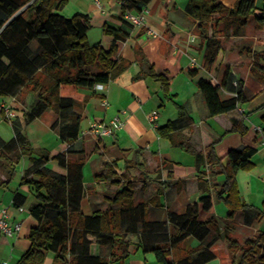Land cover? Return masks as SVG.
I'll return each mask as SVG.
<instances>
[{"label": "trees", "instance_id": "obj_1", "mask_svg": "<svg viewBox=\"0 0 264 264\" xmlns=\"http://www.w3.org/2000/svg\"><path fill=\"white\" fill-rule=\"evenodd\" d=\"M119 1L124 23L119 29L105 27V33L113 36L107 49L101 44L88 42V15L76 13L65 17L58 12L68 0H0V95L17 97L22 89H29L36 94V100L29 110L24 111L27 121L40 117L51 108L58 114L52 127L58 130L60 138L67 141L77 139L82 116L75 110L78 103L75 92L87 88L92 91L91 95L99 96L94 89L95 84H109L131 66V61L118 54L120 43L131 37L134 30L124 14L140 12L151 0ZM186 11L198 21L197 32L206 39L203 67L207 71H211L223 49L221 37L241 35L251 19L255 29L264 28V6L259 8L256 0H237L232 7L221 0H189ZM210 25L212 36H209ZM133 50L135 61L141 65L135 78L151 77L158 81L164 98L171 100L178 111L177 119L169 120L156 130L160 138L194 155L201 190L198 201L189 204L184 213L167 209L165 218L151 220L149 202L136 203L135 181L126 170L118 174V162L114 161L105 164V173L94 175L95 179H115L113 184L117 189L110 200L111 206L85 215L81 208L86 195L82 158L70 161L68 155L73 151L69 147L65 153L54 157L67 168V174L49 170L44 166L48 158H35L28 138L18 126L13 125L14 137L7 142L0 139V151L4 155L12 154L8 157L12 165L7 170L9 181L15 175V166L21 158L25 155L30 157L35 177H24L23 182L30 185L35 195L37 202L30 211L39 222L31 230V245L18 264H44L49 251L54 254V262L61 264H110L115 261L124 264L130 255L132 242L128 235L131 233L138 235V247L145 253L153 252L159 264H205L216 257L211 249L218 239L216 233L220 232V227L214 217L202 220L200 216L212 212L216 201L225 203L231 221L238 211H243L246 224L263 217L264 210L245 202L237 182L240 170L252 168L251 157L255 148L233 149L220 157L215 151V144L220 140L217 138L206 152L198 151L191 136L184 133L194 119L187 108L170 94V79L157 72L141 46L135 45ZM244 51L254 58L251 74L264 83V51L250 48ZM198 70L190 68L188 73L194 77ZM197 86L209 117L225 114L232 121L231 131L247 133L245 114L239 111V106L247 99L229 66L220 84L201 77ZM221 90L232 92L234 96L223 99ZM140 153V149L135 152V161L130 165V161L127 162V168L136 166L144 176L145 163L139 160ZM165 163L171 179L174 177L173 164ZM219 174L225 177L222 185L214 183ZM183 182L182 179L166 180L163 186H182ZM162 193L159 188L150 203H159ZM191 235L201 244L185 249L186 240ZM221 237L228 250L221 257L222 264H264V228L242 243L228 228ZM94 240L110 248V260L91 254Z\"/></svg>", "mask_w": 264, "mask_h": 264}, {"label": "crops", "instance_id": "obj_2", "mask_svg": "<svg viewBox=\"0 0 264 264\" xmlns=\"http://www.w3.org/2000/svg\"><path fill=\"white\" fill-rule=\"evenodd\" d=\"M221 1L232 7L237 0ZM188 2L189 0H151L148 3L150 12L144 24L134 27L131 37L120 43L118 54L131 61V66L109 84H105L104 90L96 91L99 96L91 95L92 91L87 88H80L75 92L78 102L75 110L82 116L77 139L67 141L60 138L58 130L52 127L58 119V114L51 108L40 117L27 121L24 112L27 109L25 105L20 104L22 93L17 96V118L12 123L0 118V139L6 142L11 140L15 135L13 125L18 126L28 138L33 156L38 159L48 158L44 166L49 170L67 174V168L59 164L54 157L65 153L69 147L73 151L68 155L70 161L82 158L86 195L81 208L85 215H91L96 210L103 211L111 206L110 200L117 189V185L113 184L115 179H95L94 175L105 173V164L114 161L118 162L117 172H136L132 176L136 177L140 189L135 193V200L137 204L149 202L151 220L165 218L167 209L184 213L187 206L198 201L201 195L194 155L173 146L169 140L160 138L157 133L158 126L178 118V111L171 100L164 98L158 81L151 77L135 78L141 69V65L135 61V45L142 47L157 72L164 73L170 79V94L178 103L184 105L193 117L194 123L187 127L184 133L191 136L198 151L206 152L217 138L220 140L215 144V151L220 157L233 149L245 146L255 148L251 157L252 168L240 170L237 182L245 202L264 210V83L251 74L250 67L254 58L244 51L248 48L264 51V28L255 29L251 19L241 35L230 34L221 37L223 49L211 71H207L203 67L206 39L197 32L198 21L186 11ZM256 5L263 7L264 0H256ZM76 10L77 13L90 17L88 42L91 45L101 44L108 49L113 36L105 33L104 29H119L123 26L121 2L100 0V5H97L96 0H77ZM152 32H155V35ZM212 35L210 25L209 36ZM228 66L236 81L240 82L247 99L239 106V111L245 114L248 126L245 134L231 131L232 121L225 114L209 117L204 98L197 86V80L201 77L210 79L214 84H220ZM190 68L199 69L196 76L192 77L188 73ZM2 96L6 100L11 99V96ZM220 96L227 99L233 97L234 93L221 90ZM103 99H107V106L102 104ZM153 111L157 112V118L151 120ZM115 115H120L124 126L113 135L99 140L89 132L95 121L109 122ZM139 149V158L145 163L146 173L138 178L140 170L136 167L127 168L126 162L130 161V165ZM79 151L83 152L78 153ZM10 156L11 153L4 155L0 151V209L8 208L11 222L20 223L21 229L13 236H5L0 232V264L4 261L18 264L31 245V230L39 224L30 211V207L37 200L30 185L23 182L24 177H35L32 173L34 165L28 155L23 156L15 166V175L9 181L7 170L12 167L8 160ZM165 162L173 164L174 177L171 179L168 177L169 169H166ZM178 179L184 180L182 186H163L166 180L174 182ZM224 180V175L219 174L214 183L222 185ZM159 188L163 191L159 203L151 204V199L154 200ZM228 214L225 203L216 201L212 212L200 216L202 220L214 217L220 227V232L216 233L218 239L211 249L216 257L205 264H222L221 257L227 254V245L221 236L227 228L241 243L264 228V215L261 219L246 224L243 211L235 214L233 223ZM137 236L132 233L128 235L132 244L130 255L124 264H159L153 252L145 253L138 247ZM200 244V241L191 235L186 240L185 249H192ZM90 251L92 255L105 256L110 260V248L100 245L97 240L92 243ZM53 255L52 252H47L44 264H61L54 262Z\"/></svg>", "mask_w": 264, "mask_h": 264}, {"label": "built area", "instance_id": "obj_3", "mask_svg": "<svg viewBox=\"0 0 264 264\" xmlns=\"http://www.w3.org/2000/svg\"><path fill=\"white\" fill-rule=\"evenodd\" d=\"M97 5H100V0H96ZM149 7H144L140 12H127L124 14V18L129 21L134 27L144 24L147 15L149 14ZM155 35V32H152ZM105 84H95L94 89L96 91L104 90ZM14 103H18L16 96H11L10 100L4 99L0 95V118L12 123L17 118V108ZM104 106L108 105L107 99L102 100ZM151 120L157 118V112L153 111L151 114ZM124 126V121L120 115H115L109 122L95 121L89 128V132L97 139L102 140L107 136L113 135L118 129ZM20 210H24L23 207H19ZM21 229L20 223H12L9 218L8 208L4 207L0 209V232L5 236H13L15 232ZM2 264H9L7 261Z\"/></svg>", "mask_w": 264, "mask_h": 264}, {"label": "rangeland", "instance_id": "obj_4", "mask_svg": "<svg viewBox=\"0 0 264 264\" xmlns=\"http://www.w3.org/2000/svg\"><path fill=\"white\" fill-rule=\"evenodd\" d=\"M76 1L77 0H68V2L58 12L61 13L65 17L74 16L77 13ZM29 88H30V86H29ZM21 93H22V95H20V98H21L20 104L22 103V105L23 106L25 105L26 109L29 110L36 100V94L34 92H31L27 88L22 89ZM14 105H15V107L18 108V103L17 104L14 103ZM139 160L141 161L140 158H139ZM133 161H135V160L133 159ZM133 161H132V163H133ZM126 164H127V162H126ZM134 167H136V166H134ZM137 169H139V168H137ZM123 172L124 171L118 172V174H122ZM133 173L135 174L136 172L135 171H131V173L128 172V174H130L132 179L135 181V184H136L135 191H137L140 188H139V185L136 183V177L132 176ZM139 175L140 174L137 175L138 178H139ZM232 223H233V221H232ZM195 244H196V242L193 243V246H195ZM226 245H227V243H226ZM227 252H228V250H227ZM149 254H153V253L150 252Z\"/></svg>", "mask_w": 264, "mask_h": 264}]
</instances>
